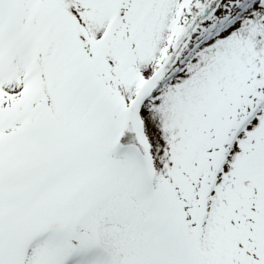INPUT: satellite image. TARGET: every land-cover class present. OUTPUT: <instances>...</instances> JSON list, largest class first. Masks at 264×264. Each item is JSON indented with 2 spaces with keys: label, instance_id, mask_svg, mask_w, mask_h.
Instances as JSON below:
<instances>
[{
  "label": "snow or ice",
  "instance_id": "obj_1",
  "mask_svg": "<svg viewBox=\"0 0 264 264\" xmlns=\"http://www.w3.org/2000/svg\"><path fill=\"white\" fill-rule=\"evenodd\" d=\"M0 264H264V0H0Z\"/></svg>",
  "mask_w": 264,
  "mask_h": 264
}]
</instances>
